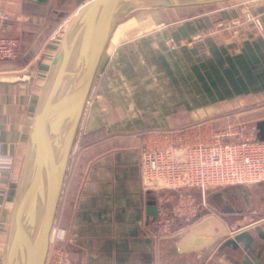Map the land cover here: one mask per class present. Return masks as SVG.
Returning <instances> with one entry per match:
<instances>
[{"label": "crops", "instance_id": "0c3cea01", "mask_svg": "<svg viewBox=\"0 0 264 264\" xmlns=\"http://www.w3.org/2000/svg\"><path fill=\"white\" fill-rule=\"evenodd\" d=\"M86 1L60 10L63 0H0V36L18 42V56L0 61V264L39 93L63 28ZM247 8L260 14L261 32L217 27ZM158 10L166 14L150 28L145 20L115 34L96 74L54 220L63 264H264V182L191 188L205 207L157 238L147 206L157 208L158 194L140 177L141 144L157 132L264 104V0Z\"/></svg>", "mask_w": 264, "mask_h": 264}, {"label": "water", "instance_id": "95a60500", "mask_svg": "<svg viewBox=\"0 0 264 264\" xmlns=\"http://www.w3.org/2000/svg\"><path fill=\"white\" fill-rule=\"evenodd\" d=\"M233 0H88L63 28L45 75L21 163L2 264H45L69 159L115 27L136 11ZM264 139V119L256 122ZM156 215L155 201L147 206ZM247 234L230 242L237 246Z\"/></svg>", "mask_w": 264, "mask_h": 264}, {"label": "built area", "instance_id": "2783aa9c", "mask_svg": "<svg viewBox=\"0 0 264 264\" xmlns=\"http://www.w3.org/2000/svg\"><path fill=\"white\" fill-rule=\"evenodd\" d=\"M243 24H252L257 32L263 29L260 14L249 8L217 27L235 30ZM210 33L207 31L195 38L201 39ZM17 56V40L0 36V61ZM207 123L201 121L188 127L159 131L158 139L155 138L157 136L151 137L141 144L142 185L158 194L156 216L151 223L152 233L157 238L173 232L174 218L188 220L205 207L204 198L197 200L189 191L191 188H198L204 193L207 188L264 182V139L257 138L256 125L228 124L220 130ZM167 191L173 192L171 208L168 207ZM63 237L64 230L54 232L52 227L50 242ZM54 257V264H63V248L55 251ZM47 261L45 264H48Z\"/></svg>", "mask_w": 264, "mask_h": 264}, {"label": "rangeland", "instance_id": "374dc122", "mask_svg": "<svg viewBox=\"0 0 264 264\" xmlns=\"http://www.w3.org/2000/svg\"><path fill=\"white\" fill-rule=\"evenodd\" d=\"M79 1H83V0H63L62 3H63L64 7H63V9H60V10H64V9L71 10L74 2L79 3ZM165 12L166 11H161V10L160 11L159 10L158 11H153V10L136 11L133 14H131L130 16H128L123 21L122 24L115 27L113 34H112V36H114L113 41H112V43L109 44V46L106 49V52L104 53V55L102 57L101 63L99 65V68L97 71V75H99L100 70L105 63L107 56L110 54V52L113 48V44H115V39L117 38L115 36V34L121 28H124V27L130 28L134 24H136V22H143L145 20H146V22H149L147 24H150V26L146 27V28H150L153 25V23L159 21L160 18L164 17V15L166 14ZM155 26L156 25H154L153 27H155ZM128 37H131V36L130 35H123L121 38L126 39ZM93 87H94V83H93ZM93 87H92V90L90 93V98L92 96V92L94 91ZM90 98H89V101H90ZM213 114H214L213 118L207 119V117L205 116L206 119L204 121L208 122L207 124H211L216 129L223 130L228 124H236V123H244L248 127H251V126L255 125L258 120H261V118L264 119V104L263 103H257V104H252V105L241 104L240 107H237L235 109H228V110H227V108H224V109L218 108V110L214 111ZM53 227H54V232H56L57 229H62L57 225V223H54ZM64 238H65V236L60 240H52L50 242L49 251H48L49 253L47 255V259H48L47 263L48 264H54L55 263V259H56V257H54L55 251H57L59 248H63L62 243H63Z\"/></svg>", "mask_w": 264, "mask_h": 264}, {"label": "bare ground", "instance_id": "6f19581e", "mask_svg": "<svg viewBox=\"0 0 264 264\" xmlns=\"http://www.w3.org/2000/svg\"><path fill=\"white\" fill-rule=\"evenodd\" d=\"M7 240V239H6ZM4 256V255H3ZM4 258V257H3ZM3 262V261H2Z\"/></svg>", "mask_w": 264, "mask_h": 264}]
</instances>
